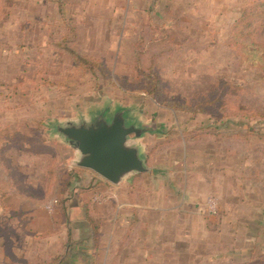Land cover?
<instances>
[{
    "label": "rangeland",
    "instance_id": "rangeland-1",
    "mask_svg": "<svg viewBox=\"0 0 264 264\" xmlns=\"http://www.w3.org/2000/svg\"><path fill=\"white\" fill-rule=\"evenodd\" d=\"M251 2L0 0V168L6 178L32 200L45 201L47 210L55 187L47 186V169L54 168L55 182L66 183L58 199L71 197L85 209L93 232L84 237L110 248L112 218L128 209L117 208L111 188L106 195L93 192L80 176L86 169L74 164L77 152L53 126L124 109L150 129L137 141L150 170L191 182L198 165L213 163L220 195L201 197L200 222L173 216L168 227L197 223L201 246L216 264L256 242V231L264 233V28L242 33ZM70 51L100 67H78ZM80 191L87 201L80 202ZM103 223L104 236L97 231ZM128 226L134 222L126 219ZM249 257L264 262V250Z\"/></svg>",
    "mask_w": 264,
    "mask_h": 264
},
{
    "label": "crops",
    "instance_id": "crops-1",
    "mask_svg": "<svg viewBox=\"0 0 264 264\" xmlns=\"http://www.w3.org/2000/svg\"><path fill=\"white\" fill-rule=\"evenodd\" d=\"M212 166L209 159L198 165L191 182L167 178L163 169H152L151 173L129 177L119 186L90 171L81 172V178L91 183L93 192L106 195L111 188L117 208L128 209L123 210L121 217L117 213L112 218L110 248L100 241L94 247L89 238L84 237L92 235L93 231L86 224L82 205L73 203L70 197L66 203L68 216L59 207L47 211L45 201H34L26 190L16 189L0 168L3 173V177L0 175V264H107L110 257L114 264H216L215 258L210 256L211 250L205 248L204 237V247L201 246L197 223L195 227H192L193 222L190 227L186 226L190 231L183 226L168 227L173 216L181 220H202L196 210L199 200L204 195L220 193L213 185ZM143 176L152 177L144 179ZM78 184L76 182L75 186ZM63 187L65 181L61 183L58 179L47 200L59 201ZM80 192V202L87 201L86 194ZM126 219L134 222V227L125 228ZM97 231L102 236L109 234L106 223L101 226V233L100 229ZM126 234L133 236L124 244L120 239ZM263 234L256 231V242L231 250L222 263L264 264L249 257L256 250H264ZM257 238L260 239L257 241ZM71 240L76 242L70 245Z\"/></svg>",
    "mask_w": 264,
    "mask_h": 264
},
{
    "label": "water",
    "instance_id": "water-1",
    "mask_svg": "<svg viewBox=\"0 0 264 264\" xmlns=\"http://www.w3.org/2000/svg\"><path fill=\"white\" fill-rule=\"evenodd\" d=\"M127 114L117 108L112 115L105 111L55 124L53 130L77 152L74 161L77 167L119 186L131 176L151 171L137 143L150 129L138 126Z\"/></svg>",
    "mask_w": 264,
    "mask_h": 264
},
{
    "label": "trees",
    "instance_id": "trees-1",
    "mask_svg": "<svg viewBox=\"0 0 264 264\" xmlns=\"http://www.w3.org/2000/svg\"><path fill=\"white\" fill-rule=\"evenodd\" d=\"M241 21H243L242 24H244V27H243L244 29L242 28L243 34L248 35L250 33H253L256 35L259 31H261L264 28V0H252L251 4L247 8L244 9ZM253 41L254 40H252V42ZM70 53L73 56V59L76 65H78V67H85L87 70H92V71L100 67V65L92 59L84 57L73 51H70ZM47 170H48L47 171V178H48L47 186H49V188L51 189V187L55 183L56 174H55L54 168L51 170V172H49V169ZM69 178H71V176H69ZM65 186H66V183H65ZM67 201L68 200L66 199L58 201V207L60 211L62 212L66 211Z\"/></svg>",
    "mask_w": 264,
    "mask_h": 264
},
{
    "label": "built area",
    "instance_id": "built-area-1",
    "mask_svg": "<svg viewBox=\"0 0 264 264\" xmlns=\"http://www.w3.org/2000/svg\"><path fill=\"white\" fill-rule=\"evenodd\" d=\"M57 204H58V200H57V199H52V200H50V201L47 203L46 208H47V210H49V211L52 212V211L55 209V207H56ZM215 205H216V204H215V202H214L212 199L209 200V207H210V210L213 211V212L216 211V210H215V208H216Z\"/></svg>",
    "mask_w": 264,
    "mask_h": 264
}]
</instances>
